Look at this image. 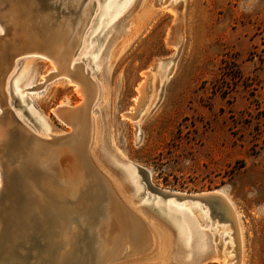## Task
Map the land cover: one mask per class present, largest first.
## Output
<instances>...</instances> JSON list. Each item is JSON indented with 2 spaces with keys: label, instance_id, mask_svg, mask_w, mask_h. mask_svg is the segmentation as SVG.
I'll list each match as a JSON object with an SVG mask.
<instances>
[{
  "label": "rangeland",
  "instance_id": "374dc122",
  "mask_svg": "<svg viewBox=\"0 0 264 264\" xmlns=\"http://www.w3.org/2000/svg\"><path fill=\"white\" fill-rule=\"evenodd\" d=\"M10 1L12 6L32 9L36 15L32 18L46 19L48 28L51 23L56 29L71 17L58 16V0ZM126 1L119 0V8L125 5L95 37L108 0H92L91 15L69 63L80 64L95 87L86 145L87 156L99 174L95 175L105 179L151 237L144 249L117 256L108 264L199 262L188 263L190 256L184 241L177 240L178 228L173 222L163 221L142 205L146 194L152 198L148 203L159 198L147 191L145 179L131 165L145 170L150 175L148 183L159 190L191 196L216 191L232 202L237 220L228 208L230 221L210 215L206 223L201 213L209 214L208 206L198 200L168 199L176 208L204 206L190 213L198 232L208 237L209 253L221 259L200 264H264V0ZM54 2L56 6H52ZM18 6L13 8L18 11ZM4 9L8 10L7 1L0 2V12ZM35 10L40 15L50 13L55 20L50 16L42 20ZM11 28L9 24L10 39L0 25V38L12 40L13 51L17 41ZM1 60L6 66L0 68V95L6 97L13 118L8 128L11 137L0 147V156L12 161L17 153L25 155L34 149V141L21 140L22 129L45 140L49 135L67 136L72 129L55 110L70 109L84 99L76 85L62 76L48 79L56 73L50 59L21 55L12 60L11 67L5 58ZM144 73H149L146 100L132 120L126 115L135 114ZM13 88L15 93L22 92L18 97H26L25 103H20ZM56 152L49 150L51 155ZM68 152L62 146L56 163L63 185L64 171L78 181L72 187V193L77 194L82 176L75 171V159ZM108 156L129 165L136 183L139 180L137 188H145L140 197L134 199L129 183ZM41 157L39 154L33 163L47 166ZM4 178L0 168V190ZM10 205L4 202L2 209L9 206L10 210ZM43 215L38 211L33 219L43 220ZM111 221H94L88 234L82 232L86 243L92 239L97 255L106 256L111 247L123 244L130 247L121 241L119 229L111 228ZM85 222L89 225L87 216L70 234V229H64L61 238L69 240ZM27 227V232L31 231L30 223ZM91 251L89 263L94 264Z\"/></svg>",
  "mask_w": 264,
  "mask_h": 264
},
{
  "label": "bare ground",
  "instance_id": "6f19581e",
  "mask_svg": "<svg viewBox=\"0 0 264 264\" xmlns=\"http://www.w3.org/2000/svg\"><path fill=\"white\" fill-rule=\"evenodd\" d=\"M7 3L8 10L4 9L2 12H0V25L2 31L5 32V34H7L10 38L9 24H12L14 28H11V30H14L13 34L17 41V47L15 50L12 51V40L7 42L6 39L0 38V68H5L6 66V61L3 65H1V59L4 60V58L9 62L7 65H10L11 67L12 60L14 61V59H12L13 57L11 56L18 52L21 54L22 52L23 54L26 53V55H29L30 59L36 57L50 59L54 66L55 64L58 65L56 73H58L60 77L62 76L63 78H65L68 83L75 84L77 87L76 90L82 94L84 99L80 105H77L70 109L65 107H58L55 110V113L59 117L63 116L65 123L66 121H68V125L71 127L72 130L67 136H63L60 140H58L56 144H54V142L48 144V140H45V146L43 144H41L42 146H39V148L41 147L39 151L42 155L41 158L46 159V163H48L46 166L48 169L46 178L35 177L29 175L28 173L24 175L22 183L25 187L24 190L29 193L28 201H30L29 204L31 205L29 209H31L34 213L37 209L41 207L47 211L51 218H56L57 220H59V223L56 222V241L54 240V238H52V240L50 241H46L42 254L37 255L35 257L31 255L32 258H34L32 264L48 263L47 258L51 256L50 251L52 250L54 243H56L57 245L58 256L56 257V259L59 261L54 262L52 264H58L59 262L63 261L66 254L68 253H70L69 255L71 257L74 255V253L75 256L83 254L84 251H86V247H88V253L91 250L93 251V260L96 263L99 261L107 262V260H110L113 255H120L126 253L131 254V251H135L137 249L142 248L144 249L146 245H149L151 240L148 231L144 226H142L140 221H138L137 223L133 219L126 216L123 203L111 190L109 184L105 181V179L103 180L102 177L95 175L97 174V170L92 165L86 153L87 136L90 130L89 107L96 95V92L94 85L87 78V74L83 71L82 66L78 63H75L70 66L69 63L71 62V59L73 58V55L80 44L83 30L89 19L88 15H91L94 3H92V0H68L67 2L65 0H58V6H56V3L54 2L52 6L55 5L59 9L60 14L58 13V16H71L69 19H63L58 24L56 29L53 28V25L51 23V27L49 26V28L48 23L44 25V22L46 23L45 18L50 16L55 20L54 15H51L50 13L40 15L35 10V12H37V16L42 20L45 19V21L43 22L36 18L34 20L32 17L36 15H32V9L27 10V8H22L18 5L12 6V2L10 0H7ZM119 5V0H108V3L104 7V17L99 21L97 25L95 37L98 36L100 32L104 29L106 24L113 17V13H117L125 5V3L120 8ZM17 6L18 11L14 9ZM64 11H67V14L64 13ZM116 22H114L112 26L108 27V30L109 28H112L116 24ZM2 53H4L3 58L1 57ZM98 62H100V59ZM7 67L9 68V66ZM144 75L146 78L144 82H142L138 87L139 98L135 107V114H131L129 116L126 115L132 120L136 119L135 117L140 114L141 108L143 107L144 102L146 100V90L148 88L147 83L149 80V73H144ZM52 76L53 75H50L48 79H52ZM69 78H71L72 81ZM14 95H16L20 103H25L26 97H23L22 99H19L18 97L22 96V92H14ZM3 97H1L0 95V111L2 109L4 116L5 110H7V107H9V105L6 103V97ZM28 110L31 112L29 108ZM11 124L12 123L9 118L4 119L3 121L2 118H0V143L3 142V140L5 139L7 132H9L8 128ZM50 137L52 136L49 135L48 138ZM21 140H24V137H22ZM62 146L68 148V153H70L75 159V171L77 173L79 171V174H81L82 176L81 181L79 179L82 188L77 189L80 190L77 194L72 193V187L76 179L73 180L71 174H68V172L64 171L66 175L64 180L65 185H63V183L61 182L60 169L57 166L56 157H59L58 154ZM51 149H57L58 152H56L54 155H51L49 153V150ZM108 158L115 163H112V165H118V168L122 172L123 178L129 183L132 191L134 192L132 193L134 194L133 197L135 199L136 195H138L144 190L143 187H141V190L137 188V183H139V180L136 183L135 174L131 173L129 165L127 163H123L118 160L115 161L114 159H112L111 156H108ZM73 167L74 166H72V168ZM131 167L135 170L136 174L138 175L136 167L139 166L131 165ZM72 172L74 173V170ZM97 177L98 179H101L102 184L98 183ZM147 178L150 179V175H148ZM171 193L179 196H187L181 193ZM209 193L210 192L192 195V197L203 198L204 195H207ZM211 193L219 194L222 196V198L218 200V203H220V206H218V210H220L219 212L223 213V220L230 221L228 208H230L231 212L234 215V218L237 220L236 213L233 207H231L230 205L232 204V202H230V200L220 192L214 191ZM147 201L148 197L145 196V200L142 205L150 204ZM158 201L159 200H156L153 205L160 208L163 205L161 202ZM172 204L173 203L169 204L167 200L164 206L166 210L165 214L168 217L170 223L172 221V224L175 226V228H178L177 240H180L181 242L184 241V246L187 249L186 254L190 256L188 263H193L194 261L198 262L199 260V262L196 263L200 264L201 261L221 259L218 255H214L215 253H209L210 248L208 237L205 233L198 232L197 221L195 218L192 217L190 213L193 210L201 211L203 210V208H201V206L193 205L192 209L190 210L183 207L176 208V206ZM38 206L40 207L37 208ZM109 214L111 215L110 218L108 217ZM201 215L206 218L205 220H203V222L209 223L207 222L208 217L210 216L208 212L206 211L204 214L201 213ZM85 216L88 217L89 225H87L88 222H85L86 224L84 223L83 225L81 224V229H83L84 231H81L80 229L77 233L73 232L69 240H63L61 238L63 230L70 229V234L73 229L78 228L76 227L78 221L82 223ZM111 219V228L115 229L117 227L121 234L120 237L123 235V238L121 237V241L128 242L130 244V247H127L123 244L122 247H111L108 255L106 256H104L103 254H101L102 256L97 255L96 248L94 247L95 244H92L91 241L89 243L84 242L81 238L83 235L82 232L88 234L91 231L88 226H90V224L94 221L96 222L98 220V222L96 223L104 221V223L107 224L108 221L110 222ZM100 224L98 226H100ZM79 227L81 226L79 225ZM13 229L14 228H12L10 232L11 235L15 233ZM12 241L13 240H11V242Z\"/></svg>",
  "mask_w": 264,
  "mask_h": 264
},
{
  "label": "water",
  "instance_id": "95a60500",
  "mask_svg": "<svg viewBox=\"0 0 264 264\" xmlns=\"http://www.w3.org/2000/svg\"><path fill=\"white\" fill-rule=\"evenodd\" d=\"M1 1L6 2L7 0H0V2ZM21 55H26V53L23 54L22 52L21 54L18 52L16 54H13L11 57H13L12 59H15L16 57H19ZM55 68L56 70L58 69L57 64H55ZM56 77H59L58 73L53 74L51 78L54 79ZM69 79L72 81L71 78ZM8 118L9 119L13 118L9 107H7V110H5V114L2 117V121ZM20 129L22 128L20 127ZM21 134L22 137H24V140H31L35 142V143L32 142V144L34 145L33 146L34 149L30 148L29 149L30 152L25 153V155L21 152L17 153L16 155H14L15 157L13 158L12 161L8 158L5 159L3 155L0 156V168L5 176L4 178L5 183L3 184V187L0 190V203L3 202V205L4 202H8V204H11L10 210L8 208L9 206L2 209L3 207L2 205V207L0 208V218H1L0 264H32L33 263L32 261H34V258H32V256L35 257L43 253L46 241H50L52 240V238H54V240L56 241L55 238L56 236L55 232L57 230L56 222L59 223V220H57L56 218H51L50 215L47 213V211L41 208L40 206L37 207L40 208L37 209L34 213L32 212L31 209H29L31 206L29 204L30 201H28L29 193H27L24 190L25 187L23 186L22 182L24 179V175L26 173L35 177L46 178L48 169L47 168L43 169L44 167H46V165L42 163L40 164L33 163L37 161V157L40 154L39 151L41 148V147L39 148V146H42L41 144L44 145L45 139H41L36 136H33L29 134L25 129H22ZM7 136L11 137L10 132H7L5 139L3 140L2 143H0V147L5 146L6 141H8ZM61 138L62 137L52 136L48 139L47 142H49L48 144H51L52 142L56 144L57 141L60 140ZM33 158L35 159V161H33ZM136 168L138 173H141V177L145 179L144 183L146 185L145 188L147 189V191L150 194H153L154 197L159 198L158 202L163 201L161 202L163 206L160 208L153 205V203L146 205V207H148L151 211H153V213L157 215V217L163 219V221L170 222L165 214L166 210L164 207L165 203L170 198H173L176 201L183 199L194 200V201L198 200V202L201 203L202 205H206L209 207L210 210L209 215L218 216L219 220L223 219V213L219 212L220 210H218V206H220L218 200L222 198L221 195L210 192L209 194L204 195L203 198H199V197H192L190 195L179 196L172 194L171 192L159 190L157 188L152 187L148 183V178H147L148 173L145 170L141 169L140 167H136ZM145 188H143L144 189L143 191H145ZM142 192L136 195L135 198L137 199L138 197H140ZM146 196L148 197V199H152L150 198L149 194H146ZM201 208H204V206H201ZM38 211L42 212L44 214L43 217L45 218L43 220L36 219L35 221L33 219L34 214H37ZM125 212L127 217L133 219L138 223L139 220L137 219V217H135L126 208H125ZM27 220L31 224V231L29 230L28 232H27V228H28L27 225L29 223L26 224ZM12 228H14L13 230L15 232L13 235L10 234ZM81 238L83 239L84 242H86L83 236ZM11 240L13 241L11 242ZM89 240L92 242V239L89 238ZM92 244L94 243L92 242ZM147 246L148 245H146V247ZM85 250L86 251H84L83 254H79L78 256H75V253L72 257L69 255L70 253L66 254L64 260L59 262L58 264H90L89 255H88L89 253L87 252L86 248ZM50 252H51L50 253L51 256L47 258L48 263L46 264H52L54 262L59 261L56 259V257L58 256L56 243H54L53 248ZM120 255H113V257L110 260H107V262L99 261L97 263L94 262V264H108L109 262L113 261L114 258Z\"/></svg>",
  "mask_w": 264,
  "mask_h": 264
}]
</instances>
